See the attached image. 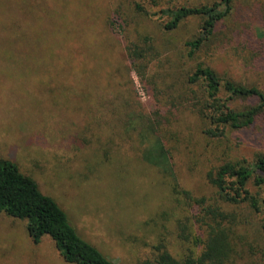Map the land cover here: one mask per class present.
<instances>
[{"label":"rangeland","instance_id":"1","mask_svg":"<svg viewBox=\"0 0 264 264\" xmlns=\"http://www.w3.org/2000/svg\"><path fill=\"white\" fill-rule=\"evenodd\" d=\"M205 1L0 0V158L30 176L77 232L116 264H138L159 242L173 255L186 251L176 230L184 200L172 185L177 180L205 192L203 157L213 151L192 135L196 145L190 146L203 162L175 155L174 171L170 159L160 161L154 146L140 142L133 111L149 98L128 68L110 17L119 5L133 14V3L140 2L148 13L141 28L158 32L166 21L161 8ZM235 8L237 28L264 32V0H236ZM184 23L179 29L198 25ZM217 65L237 81L262 82L240 59L221 58ZM184 121L182 134L195 132L189 115ZM229 141L234 156L264 153V144L248 132L230 134ZM148 149L159 164L144 159ZM0 264L72 263L49 236L34 244L24 220L0 212ZM234 264H264V257L245 252Z\"/></svg>","mask_w":264,"mask_h":264},{"label":"trees","instance_id":"2","mask_svg":"<svg viewBox=\"0 0 264 264\" xmlns=\"http://www.w3.org/2000/svg\"><path fill=\"white\" fill-rule=\"evenodd\" d=\"M235 6L236 0H207L161 8L166 21L158 32L141 28L148 13L140 2L133 3V14L119 5L110 17L128 68L149 98L133 111L140 118V142L154 146L160 161L170 159L174 171L175 155L185 159L188 153L193 161L204 160L205 168V192L182 188L175 179L172 185L184 200L185 214L176 221V230L177 239L188 245L186 251L176 256L159 242L152 256L138 264H234L245 252L264 257V153L234 156L229 141L230 134L243 131L264 144V32L237 28L231 20ZM196 20V29H179L185 21ZM221 58L240 59L262 82L237 81L220 72ZM186 115L195 132L185 136L180 129ZM192 135L211 146L210 157L202 160L195 153ZM151 150L143 157L157 165ZM0 212L24 220L34 244L49 236L65 262L116 264L77 232L67 212L30 176L4 158Z\"/></svg>","mask_w":264,"mask_h":264}]
</instances>
